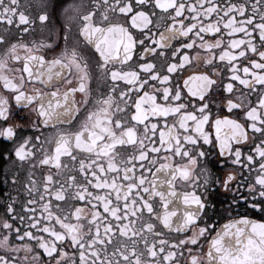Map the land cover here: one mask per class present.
<instances>
[{"label":"snow or ice","instance_id":"snow-or-ice-1","mask_svg":"<svg viewBox=\"0 0 264 264\" xmlns=\"http://www.w3.org/2000/svg\"><path fill=\"white\" fill-rule=\"evenodd\" d=\"M45 6L46 0H34L27 5L29 9L35 7L37 10L35 18H30L18 5L0 12V24L7 25L4 32H9L15 25L21 34L20 40L11 39V42L0 35V45H4L3 51H0V162H7L4 164L5 178L6 181L10 179L11 183L16 182L12 166L28 155L27 146L33 140L30 132L41 126L55 128L61 120H70L79 111L74 96L82 92L86 83L84 58L78 49L68 47L66 33L63 47L43 37L39 41L33 39L31 43L22 40L23 34L32 30L30 26L36 20L41 24L46 21V13L39 12ZM162 6L168 12L175 13V17L169 19L173 27L175 19L188 8L183 0L179 4L155 0L152 4L157 11ZM110 10L123 16L128 27L124 24L101 26L88 22L81 29L83 38L100 53L105 65L126 62L134 58L136 48L149 44V39L137 43L132 33L142 27L146 15H153L145 0H127L126 5L125 0H115ZM255 19V16L251 18ZM180 27L183 28V24ZM198 31H202L198 25L189 24L187 37H192ZM209 34L214 36L218 33ZM159 35L158 45L156 33H149L150 46L156 51L166 48L174 38L167 30ZM187 37V47H194L187 43ZM199 38L196 36V39ZM218 48L230 54L222 57V60L234 66L227 80L231 84L238 83L245 89V94L238 104L220 105L219 111L223 115L213 120H209V115L196 119L197 131L203 142L200 154L207 156L203 145H211L221 168L231 164L240 169L238 177L225 174L219 180L225 188L235 184L239 195L229 199L226 205L220 203L219 207H213L215 202L206 199L203 194L178 190L171 169L161 163L151 179L146 181L149 185L147 196L158 199L160 207L154 210L150 202H146V205L168 229L182 237L172 242L171 251L165 257L167 264H264V17L252 27L246 38L220 43ZM148 56L149 50L145 49L138 71H144V61ZM13 64L18 66L16 70L12 68ZM73 69L81 73L77 84L74 87L63 86ZM134 82L128 81L129 84ZM204 84L203 77L194 76L189 91L200 90ZM147 86L146 83L141 85L133 108V113L141 114V119L149 105L156 111L163 110L161 98L167 97L170 91L163 88L152 94L144 91ZM185 116L190 121L195 118L194 113H185ZM156 127L154 124L153 128ZM71 135L56 128L58 147ZM75 136L79 139L81 133L77 132ZM35 139L39 140V137ZM161 171L164 173L162 176ZM14 199L10 197L4 202L5 216L12 223L15 222ZM173 217L176 219L173 220ZM12 223H6L5 230L10 234L6 241L0 243H11L15 235L11 232ZM15 231L19 232V227ZM205 242L206 253L203 251ZM2 264H7V260Z\"/></svg>","mask_w":264,"mask_h":264},{"label":"flooded vegetation","instance_id":"flooded-vegetation-1","mask_svg":"<svg viewBox=\"0 0 264 264\" xmlns=\"http://www.w3.org/2000/svg\"><path fill=\"white\" fill-rule=\"evenodd\" d=\"M30 2L34 0H16L15 4L0 0V12L18 5L35 18L38 12L27 7ZM113 2L99 0L101 6ZM167 2L179 4L180 0ZM183 2L188 8L175 19L176 25L188 29L189 24H196L202 31L194 35L225 44L246 38L264 17V0ZM253 16L255 20H251ZM5 27L0 24V35L6 40L21 39L15 25L7 33ZM30 27L23 41L31 43L44 37L39 20ZM212 32L218 34L210 35ZM3 48L0 45V51ZM12 68L18 66L13 64ZM63 86L75 84L66 79ZM74 100L79 111L70 120L30 132L33 140L27 146V157L12 166L15 183L6 181L7 162H0V242L10 234L6 223H12L5 216L4 202L14 197L11 232L15 235L11 243L30 246L27 253L20 251L27 264H167L165 257L172 242L182 237L146 205L150 202L154 210L160 207L159 200L146 193V181L162 163L163 153L155 148L159 136L147 126V120L140 123L126 115L118 94L94 95L85 103V97L77 92ZM56 128L72 134L59 147ZM77 132L81 133L79 139ZM154 155L158 162H153ZM203 251L207 252L206 242Z\"/></svg>","mask_w":264,"mask_h":264},{"label":"clouds","instance_id":"clouds-1","mask_svg":"<svg viewBox=\"0 0 264 264\" xmlns=\"http://www.w3.org/2000/svg\"><path fill=\"white\" fill-rule=\"evenodd\" d=\"M114 2L101 6L99 0H46V6L39 9V12L46 13V21L41 24L43 38L58 42L63 47L66 33L68 47H75L82 54L85 61L86 83L81 94L85 97V103L94 95L118 94L126 115L132 121L140 123L144 120L148 121L147 126H151L153 133L159 136V143L155 148L163 153L162 164L171 169L178 190L203 194L206 199L215 202L213 207H219L224 200L235 198V195H239L236 185L225 188L219 180L225 174L238 177L240 169L231 164L221 168L211 145H203V151L207 156L200 154L203 142L196 123V119H203L205 115H209V120L223 115L219 111L220 105L238 104L245 94V89L238 83L231 84L227 80L234 66L225 63L222 57L230 54L218 48L221 43L219 39L203 37L196 39V35L187 37V28L177 26L175 21V27L173 23H169V19L173 18L171 12L163 6L157 11L152 8L155 0H145L148 10L153 15L151 17L146 15L145 23L132 34L137 43L149 39V44L144 45V48H136L134 58L126 62L105 65L100 53L83 38L81 29L88 22L101 26L124 24L128 27L123 16L110 10L114 7ZM126 2L127 0L125 5ZM166 30L174 38L168 42L166 48H161L159 51L152 49L149 33H156L159 45V33ZM186 37L187 43L195 45L194 47H187ZM145 49L149 50V56L145 59V68L141 72L138 71V67L141 58L144 57ZM80 75L78 70L73 69L67 76V81L77 84ZM194 76L203 77L205 84L200 90L189 91ZM129 80L135 82L129 84ZM145 83L148 86L144 91L148 93L154 94L163 88H168L170 91L167 97L161 98L163 110L156 111L152 105H149L146 115L141 119V114H134L133 108L137 93ZM200 101L203 103L201 104ZM185 113H194L195 118L190 121ZM233 116L235 117L236 114L234 113ZM240 122L243 123L242 117ZM154 124L157 125L156 128H153ZM152 160L158 162L155 155ZM3 240L6 241L7 236ZM21 249L27 253L30 246L0 243V264L5 259L7 264H27L25 256L20 255ZM9 255L12 257L10 260L7 259Z\"/></svg>","mask_w":264,"mask_h":264}]
</instances>
